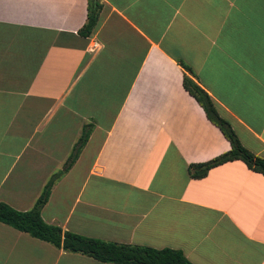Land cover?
<instances>
[{"label":"crops","instance_id":"crops-1","mask_svg":"<svg viewBox=\"0 0 264 264\" xmlns=\"http://www.w3.org/2000/svg\"><path fill=\"white\" fill-rule=\"evenodd\" d=\"M98 2L81 36L86 0H0V202L28 210L89 125L45 223L192 264H264V176L239 159L189 176L229 143L182 86L264 159V0ZM0 264L113 263L0 222Z\"/></svg>","mask_w":264,"mask_h":264},{"label":"trees","instance_id":"trees-1","mask_svg":"<svg viewBox=\"0 0 264 264\" xmlns=\"http://www.w3.org/2000/svg\"><path fill=\"white\" fill-rule=\"evenodd\" d=\"M86 18L77 30L81 36H87L96 23L100 8L98 0H86ZM189 71V69L182 65ZM183 88L195 99L203 109L206 118L214 124L229 143V149L202 162L188 166V174L193 178L205 175L207 170L215 165L241 160L249 169L259 172L264 176V159L246 150L237 140L228 123L219 117L208 96L185 74L182 77ZM89 125H83L81 133L73 145L63 170L53 173L43 185L41 192L33 205L25 211H18L9 205L0 202V222L12 228L25 232L29 236L45 241L52 246L66 252L79 253L101 263L113 264H192L178 249L153 248L143 245L115 243L94 237L80 235L60 227L45 223L40 217V208L46 202L51 185L54 180L74 162L79 150L85 143Z\"/></svg>","mask_w":264,"mask_h":264},{"label":"built area","instance_id":"built-area-1","mask_svg":"<svg viewBox=\"0 0 264 264\" xmlns=\"http://www.w3.org/2000/svg\"><path fill=\"white\" fill-rule=\"evenodd\" d=\"M93 45H95V43Z\"/></svg>","mask_w":264,"mask_h":264},{"label":"rangeland","instance_id":"rangeland-1","mask_svg":"<svg viewBox=\"0 0 264 264\" xmlns=\"http://www.w3.org/2000/svg\"><path fill=\"white\" fill-rule=\"evenodd\" d=\"M81 133V132H80ZM79 137V136H78ZM77 140V139H76Z\"/></svg>","mask_w":264,"mask_h":264}]
</instances>
